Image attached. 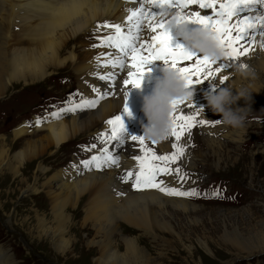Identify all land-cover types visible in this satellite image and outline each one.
<instances>
[{"label": "rangeland", "instance_id": "1", "mask_svg": "<svg viewBox=\"0 0 264 264\" xmlns=\"http://www.w3.org/2000/svg\"><path fill=\"white\" fill-rule=\"evenodd\" d=\"M259 34H254V40L247 47H257L256 42H261L260 50L264 53V47L261 46L264 44V36L259 39ZM101 38L103 37L87 36L73 44L72 49L81 57L93 54L99 59L97 63L102 59H116V52H111L110 46H107L108 51H105V46L92 47ZM179 42L183 43L182 40ZM121 55L122 59H130V54L125 57L121 52ZM242 57L245 56L240 58ZM223 59L227 58L223 57L219 61ZM237 61H233L234 64ZM190 63L192 62L182 63L180 66H188ZM254 67L256 72L263 73L258 63ZM82 81L69 66L56 69L54 73L51 71V76L44 81L10 86L0 97V153L3 152V147L9 149L5 162L0 163V248L6 250L4 259L9 260L8 264H100L98 259L101 258L103 249L100 245L110 240L120 261L108 264H122L126 261L128 264H264V87L259 96L252 98L246 131L239 141L222 138L225 131L234 130L215 123L222 117L213 113L207 102L194 108L193 113L182 105L178 109L185 110L187 115H195L198 120L207 121L204 125L194 126L190 138L186 133L179 142L174 137L159 144L145 141L158 155L173 152L174 142L183 147L184 155L170 167L181 168L180 174L186 173L187 178L181 181L173 172L168 177L158 176L157 181L170 178V187L182 191L195 189L200 193L197 196H182L193 207L192 211L187 210L188 213L182 212V209H174L171 202L164 204L170 212L165 214L166 220L171 223L170 229H161L157 225L154 228H134L120 222L118 229L114 227V231L110 232L108 236L111 238L108 240L107 234L98 233L92 222L85 223L87 196L78 205L67 208L72 221L69 229L56 237V240L65 237L71 243L65 251L57 249L52 236L43 234L39 228V222L43 218L54 221L47 185L49 177L59 169L75 168L78 160L90 159L102 145L110 143L111 140L100 143V134L105 133L104 130L110 132V126L99 130L100 132L97 128L84 132L59 147L51 146L47 154L33 160L31 165H27L29 160L26 159L18 175L9 170L7 161L15 163V157L24 148L26 140L34 141L45 136L46 133L32 132L36 128L37 117L44 118L45 122L42 123H47L51 113L63 109L69 98L75 102V96L79 93L82 100H93L80 89ZM140 112L141 117L123 116V120L125 128L132 133L137 130L134 133L142 136V124H147V119L142 109ZM72 113L74 112L62 116L67 118ZM115 116H109L108 119ZM127 118L135 120L133 127L125 120ZM213 123L215 126H210ZM21 125L31 131L15 137L14 131ZM204 127L223 128L221 133L215 134L216 146L209 145L205 139L206 135L201 131ZM93 144L97 146L91 148ZM128 156L127 161L134 159V155ZM41 165L46 168L45 172L39 170ZM93 170L104 172L109 168H94L91 171ZM67 178L70 180L72 175H67ZM124 183L132 184L133 190H130L134 193L145 190L135 188L132 180ZM217 190L219 195H212ZM46 224L48 227L47 221ZM124 237L135 239L141 253H129Z\"/></svg>", "mask_w": 264, "mask_h": 264}, {"label": "bare ground", "instance_id": "2", "mask_svg": "<svg viewBox=\"0 0 264 264\" xmlns=\"http://www.w3.org/2000/svg\"><path fill=\"white\" fill-rule=\"evenodd\" d=\"M141 8L144 9L145 13L149 10L156 11L155 19L161 18V12L154 9L145 0H0V97L6 93L10 86L18 83L44 81L51 76V71L54 73L56 69L70 66L83 80L80 89L97 101L95 107H82L80 110L68 114L67 118L64 116L60 119L51 117L47 123L36 124V128L32 132L46 134L39 139H34V141L26 140L24 148L15 157L16 164L7 161L9 170H13L15 175L19 174L20 167L26 159L29 160L27 165H31L34 163L33 160L47 154L51 146L59 147L82 133L90 132L96 128L97 131L106 129L109 126L105 123L108 117L120 115L121 110H123L127 91V105L131 115L124 116H142L140 109L143 107V97L152 93L157 78L162 77L155 71L163 69V61H155L144 66L145 73L139 88H133L131 85L126 88L123 80L127 78V72L133 69L127 66L121 69L119 65L113 67L112 64L107 63L109 60L122 59L120 58L122 56L121 51L117 50L118 48L110 46L111 52H116V59H102L98 63L97 60L99 59H96L90 50L88 51L90 54L81 57L72 49L73 44H77L78 41L87 36L95 35L104 38L108 35H114L113 28H101L97 31L98 23L120 24L125 35H136V29L133 26L135 19L129 22L128 17L132 10ZM177 11L179 9L165 11L162 13L163 18L168 20ZM190 11H199L203 15L205 13L211 14L212 10L200 9L197 5H191L184 14ZM243 15L245 14L242 13L241 17ZM246 15L260 25L259 18L264 16V4L250 5L246 10ZM241 17H234L232 22ZM147 24L148 21L145 20L141 25L142 30L139 32L141 42L148 40L154 34L149 31ZM192 26H194L193 28L198 27V25L190 23L189 27ZM258 38L263 39V36L259 34ZM180 40L176 38V41L179 42ZM256 43L258 46L250 45L251 51L248 55L240 58L235 64L233 61L236 60L223 59L222 61L230 63L231 67L225 68L219 74L214 73L215 78L202 79L201 84H194L192 86L194 90L193 101L191 103L185 101V105L182 106L193 105L192 108H187V111L189 109L188 112L193 113L194 108H199L207 102L204 99L205 93L214 91L216 87L231 86L238 88L245 85L252 93V98L259 96L264 87V53L260 50L261 42ZM105 51H108L107 46H105ZM123 59L126 65L131 64V59ZM220 62L218 60L217 64L213 65V69ZM257 63L263 70L262 74L255 71L254 64ZM237 64L247 65L249 75L246 78H241L235 72L234 66ZM105 76L109 78L103 79L102 77ZM225 76L228 79L221 83L220 81ZM212 82L216 85H213ZM233 93H235V89H233ZM82 99L79 93L78 96H75L73 103H79ZM236 106L245 107L247 105L241 99ZM184 114L186 113L184 112ZM125 120L129 121L130 127L134 126V119L129 120L127 118ZM222 129V127L216 129L204 127L201 131L205 133V139L209 145L216 146L215 134L221 133ZM30 131L28 127L21 125L15 129L14 134L15 137H21ZM104 131L107 132V130ZM134 131L137 130H133L132 133L130 129L126 128V135L139 136ZM245 131L246 129L229 132L227 130L222 134V138L239 141L243 139L242 134ZM104 147H107L113 155L119 156L118 167H108L109 170L104 172H101L102 170L91 171L94 167L86 168L81 163L82 161L78 160L75 168H70V170L59 169L53 176L49 177L50 180L47 185L54 221L50 222L48 218H43V221L39 222V228L43 234L52 236L58 250L65 251L71 243L65 237L56 240V237L61 236L69 229L72 221V217L68 215L66 210L69 206L78 205L83 197L88 196L85 200V223L92 222L98 233L105 232L107 234L108 240L111 238L108 235L114 231V227L118 229L120 222L134 228H154L157 225L161 229H170L171 223L166 220L165 216L170 212L165 207V203L171 202L174 209H182L184 213H188L187 210H193V207L189 206L182 196L168 195L156 188H145L141 192L134 190V193L130 190H133L132 184L124 183L121 177L126 170L135 169L137 165L135 159H128L127 161L126 156L140 154L138 142L131 141L130 137L124 144L111 140L110 143L102 145L98 152L95 151L96 154L94 155L102 154L101 148ZM2 151L0 153L1 164L8 157L9 149L3 147ZM39 170L45 172L46 168L41 165ZM69 174L72 175L70 180L67 178ZM168 176L165 175L164 177ZM163 179L164 185L170 187V178ZM76 215L78 216V214ZM46 221L49 224L48 227ZM124 239L129 253L135 254L134 252L137 251L138 254L141 253L135 239L129 237H124ZM111 242L110 240L100 245L103 248L101 249V258L98 259L100 264L115 263L119 260L120 256L113 249L114 247L112 248ZM4 254H6V250L0 248V264L9 263L8 259H4ZM122 264H128V262Z\"/></svg>", "mask_w": 264, "mask_h": 264}, {"label": "snow or ice", "instance_id": "3", "mask_svg": "<svg viewBox=\"0 0 264 264\" xmlns=\"http://www.w3.org/2000/svg\"><path fill=\"white\" fill-rule=\"evenodd\" d=\"M146 3L153 6L154 9L161 12V18L155 19L156 11L149 10L145 13L144 9L132 10L128 21L132 22L136 29V35H125L120 24L111 25L107 22L98 23L96 30L101 28H113L114 35H108L100 39L99 44H94L92 47L111 46L118 48L125 57L130 54L131 64L126 65L124 59L109 60L107 63L112 64L113 67L119 65L121 69L129 67L127 78L123 80L124 86L129 85L133 88H139L144 76V66L149 65L155 61H163L164 65L170 66L178 74L182 75L186 80L187 86L192 88L194 84H201L204 80L215 78V74H219L225 68H230V63L221 61L215 69L213 65L217 64L207 56L201 55L197 51L186 47L183 43L176 41L173 30L176 27L178 20L191 24L198 25V27L215 33V39L220 47L225 52V57L228 60H239L241 56H246L251 51L246 45L254 40V34L259 32L264 36V16H261L260 25L246 15V10L250 5L260 3L264 4V0H145ZM191 5H197L200 9H210L211 14H201L199 11H190L187 14L185 10ZM218 5V10H217ZM172 9H179L180 16L173 15L170 19L165 20L162 13ZM244 13L241 17V14ZM234 17H241L235 22ZM147 20V27L151 33H154L148 40L140 41L139 32L142 30L141 25ZM264 47V44L261 45ZM192 62L188 66H180L182 63ZM108 79L109 77H102ZM195 78V79H194ZM228 77H223L220 81L223 83ZM128 91L125 93V103L123 105V112L110 118L105 123L110 126V132L100 134V143L104 144L108 140L116 141L124 144L130 137L131 141L139 143L140 154L135 155L134 159L137 161L135 169L126 170L121 177L124 182L128 180L133 181V186L137 189L142 188H156L168 195L175 196H197L200 195L195 189L190 191H182L176 188L164 185L163 180L157 181L158 176L172 175L175 172L178 179L181 181L187 178V174L181 175V168L172 169L171 164L176 163L183 155L185 149L179 146L178 143H172L173 152L163 155H158L156 151L145 143L142 136L126 135V128L123 120L124 115H131L127 105ZM68 107L60 109L57 112L51 113L54 119L62 118V114L75 112L82 107H95L97 101L82 100L80 103H73L70 99L67 101ZM184 101L174 103L173 112L171 114L172 129L169 137H174L176 142H179L186 133L191 134V130L197 124L204 125L207 121L198 120L195 115L184 114L183 110H179ZM187 108H192L193 105H187ZM45 122L44 118L37 117L36 124ZM210 126H215V123ZM168 137V138H169ZM167 138V139H168ZM155 144V142H152ZM97 145H91L95 148ZM90 150V149H86ZM100 155H93L90 159L82 161L81 163L86 168L101 169L103 167H118L119 156L113 155L107 147L101 148ZM212 195H219V191H215Z\"/></svg>", "mask_w": 264, "mask_h": 264}, {"label": "clouds", "instance_id": "4", "mask_svg": "<svg viewBox=\"0 0 264 264\" xmlns=\"http://www.w3.org/2000/svg\"><path fill=\"white\" fill-rule=\"evenodd\" d=\"M175 15L180 16V13L176 12ZM173 31L175 37L181 39L186 47L216 61L225 57L224 50L215 39V33L200 27L190 28L189 23L182 19L178 20ZM234 67L241 78L249 75L247 65L237 64ZM193 96L194 90L187 86L184 77L165 65L162 69V77L157 78L152 93L143 97L142 111L147 119V124H142L143 139L157 144L165 141L172 129L171 114L174 103L180 101L191 103ZM205 99L211 111L222 117L215 123L223 124L234 131L246 129L252 102V93L247 86L216 87L214 91L205 93ZM241 99L247 106H236Z\"/></svg>", "mask_w": 264, "mask_h": 264}]
</instances>
